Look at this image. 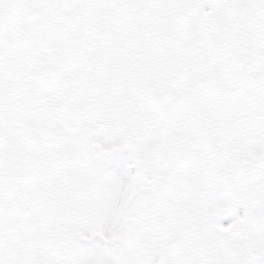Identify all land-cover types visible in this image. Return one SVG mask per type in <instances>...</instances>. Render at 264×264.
Segmentation results:
<instances>
[{"label":"snow or ice","instance_id":"1","mask_svg":"<svg viewBox=\"0 0 264 264\" xmlns=\"http://www.w3.org/2000/svg\"><path fill=\"white\" fill-rule=\"evenodd\" d=\"M0 264H264V0H0Z\"/></svg>","mask_w":264,"mask_h":264}]
</instances>
